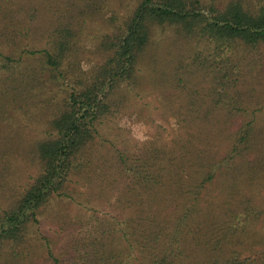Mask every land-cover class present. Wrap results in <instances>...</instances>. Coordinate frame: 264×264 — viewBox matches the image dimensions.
<instances>
[{
  "label": "trees",
  "instance_id": "trees-1",
  "mask_svg": "<svg viewBox=\"0 0 264 264\" xmlns=\"http://www.w3.org/2000/svg\"><path fill=\"white\" fill-rule=\"evenodd\" d=\"M82 1L0 0V264H264V0H135L88 70Z\"/></svg>",
  "mask_w": 264,
  "mask_h": 264
},
{
  "label": "rangeland",
  "instance_id": "rangeland-1",
  "mask_svg": "<svg viewBox=\"0 0 264 264\" xmlns=\"http://www.w3.org/2000/svg\"><path fill=\"white\" fill-rule=\"evenodd\" d=\"M57 2H60L62 0H56ZM111 4L112 11L107 12L104 14V16H99L96 18L88 19L85 23H83L82 28V34H81V44L84 47V53L85 57L82 61V67L84 70L90 69V66H94L95 63L98 60V51L97 46L101 43L104 36H108L112 33L114 27V21L112 20V17L117 16L118 20L127 18L131 14V9L135 5V0H108ZM77 6L82 5V0H74ZM119 23V21L117 22ZM261 50L264 52V46H262ZM146 62V60H145ZM264 76V75H263ZM257 88L260 92L264 93V80H260V83H258ZM153 100V99H152ZM133 100L131 104V108L128 112L129 114L124 115L123 117H120L117 120V126L119 131L118 134L121 135V139L127 143L134 142V141H143L146 140L148 129L146 126L140 122L138 116L135 112V106L137 105V102H134ZM140 104V103H139ZM171 123H174L173 120H171ZM175 126L172 124V128L174 129ZM25 128V127H24ZM33 129L30 125H28L27 128L21 133V135L18 138V141H30L35 137L34 134H32ZM18 163L17 168L18 171L21 173L19 174V177L21 179H25L29 172L27 171L25 160L22 156L17 157ZM60 207V206H59ZM67 213L70 215L71 218H77L79 229H88L92 230L94 232L98 231H108L112 232L114 230H117V226L114 221H112L111 217H108L103 214L99 213H93L91 211H88L82 207L79 206H71L66 208Z\"/></svg>",
  "mask_w": 264,
  "mask_h": 264
}]
</instances>
